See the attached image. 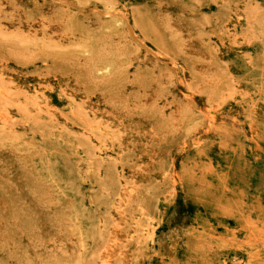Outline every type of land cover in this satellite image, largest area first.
Returning <instances> with one entry per match:
<instances>
[{
  "label": "rangeland",
  "instance_id": "1",
  "mask_svg": "<svg viewBox=\"0 0 264 264\" xmlns=\"http://www.w3.org/2000/svg\"><path fill=\"white\" fill-rule=\"evenodd\" d=\"M0 264H264V0H0Z\"/></svg>",
  "mask_w": 264,
  "mask_h": 264
},
{
  "label": "bare ground",
  "instance_id": "2",
  "mask_svg": "<svg viewBox=\"0 0 264 264\" xmlns=\"http://www.w3.org/2000/svg\"><path fill=\"white\" fill-rule=\"evenodd\" d=\"M89 2V1H88ZM92 9V8H90ZM77 12V11H76ZM72 21V20H71ZM122 22L120 19H116L114 24L117 26V25H120ZM79 30V29H78ZM91 39V38H89ZM38 41V40H37ZM17 42V41H16ZM138 42V41H137ZM136 42V43H137ZM140 42V41H139ZM140 44V43H139ZM73 48V47H72ZM71 48V49H72ZM5 51H9V52H13L15 54H18V55H24V52L23 50L17 48L14 44L10 45L8 48L5 49ZM31 51V50H30ZM73 51V50H72ZM83 54L85 55H88V54H91L92 53V48L91 46H88L86 47L85 49H83L82 51ZM75 54V52H74ZM154 55H155V52H154ZM116 66V62L112 59H102L96 63L93 64V69H92V76L93 77H102L103 75H106L108 74L114 67ZM172 88V87H171ZM175 88V87H174ZM173 90V89H172ZM126 91V90H125ZM126 98H127V95H125ZM174 98V97H173ZM121 100V99H120ZM123 107V105H122ZM185 125V124H184ZM184 131V129H183ZM183 134V132L181 133ZM19 138V137H18ZM180 139V138H179ZM178 142V141H177ZM87 152V151H86ZM83 162V161H82ZM33 182V181H32ZM31 186V185H30ZM17 194V193H16ZM29 204V203H28ZM41 248V247H40Z\"/></svg>",
  "mask_w": 264,
  "mask_h": 264
}]
</instances>
